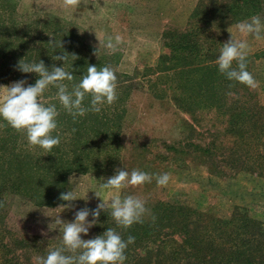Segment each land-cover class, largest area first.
<instances>
[{"label": "trees", "instance_id": "obj_1", "mask_svg": "<svg viewBox=\"0 0 264 264\" xmlns=\"http://www.w3.org/2000/svg\"><path fill=\"white\" fill-rule=\"evenodd\" d=\"M17 5V0H0V84L21 79L27 81L26 87L35 83L38 74L18 70L21 59L29 63L43 60L49 69L55 65L72 71L74 80L64 81L69 90L86 75L88 65H110L114 69L105 54L96 53L95 47L85 42L73 23L46 13L21 14ZM254 15L264 17V0H198L184 27L167 26L161 31L162 51L154 64L140 73L149 91L155 98L167 96L187 114L193 126L200 125L201 111L219 117L213 137L203 146L191 141L181 146V142L156 144L152 158L163 162V167L169 161L167 157L186 156L189 152L202 158L209 174L222 175L226 167L234 172L264 175V104L255 100L247 85L229 80L219 71L216 61L222 43L214 34L225 25ZM49 40L62 41L63 49ZM64 53L69 56L66 64L53 59ZM71 54L78 59L72 62ZM121 75L118 87L126 88L131 79ZM118 87L116 102L103 105L100 113L77 117L74 122L55 98L57 89L49 86L41 99L56 105L60 114L52 135L61 138L60 145L49 154L30 145L26 133L17 132L0 117V201L4 202L0 208V264H38L50 249L62 246L61 239L21 237L7 228L6 196L16 195L34 205L53 207L64 202L59 197L65 193L69 174L109 173L121 161L125 151L121 131L128 123L124 98L128 94L122 95ZM90 101L87 95L84 106L89 107ZM188 146L192 149L187 150ZM162 169L158 166L156 171ZM146 208L143 223L129 228L116 224L110 208L101 210L99 221L81 237L94 238L107 228H114L124 240L134 236L124 264H264V221L237 207L227 216H220L176 199H155L146 202ZM88 219L93 217L89 215Z\"/></svg>", "mask_w": 264, "mask_h": 264}, {"label": "rangeland", "instance_id": "obj_2", "mask_svg": "<svg viewBox=\"0 0 264 264\" xmlns=\"http://www.w3.org/2000/svg\"><path fill=\"white\" fill-rule=\"evenodd\" d=\"M198 0H81L78 8H67L63 0H17V10L21 14H51L77 26L76 31L84 37L86 43L95 47L96 52L105 54L106 60L113 63L115 72L127 74L131 81L126 88L118 87L127 102V122L121 131L125 151L121 161L109 173L85 172L71 173L66 178L65 193L74 191L78 198L71 203V209L64 208L69 202L47 207L34 205L16 195L6 196L5 224L17 236L38 235L48 241L62 240L63 226L55 223L59 216L65 222L75 219V212L84 207H97L102 202L110 201L113 195L122 198L134 195L145 202L155 199H176L199 210L209 211L220 216H227L234 207L240 212L264 221V175L246 171H230L223 167L222 175L209 174L202 158L194 154L167 157L168 163L152 158L155 145L160 141L167 143L181 142L180 146L191 141L203 146L213 137L214 127L219 122L212 113H199L200 125L193 126L187 114L172 104L168 97L155 98L147 88L145 79H141L143 68L154 64L160 46V33L167 26L182 28L187 15ZM258 16L264 25V17ZM253 16L231 23L214 31L225 43L231 33L237 39H244L250 46L247 70L253 74L258 87L250 88L255 100L264 104V32L262 38L243 35L237 25L250 21ZM230 32H229V31ZM120 35L123 42L117 45L114 53L105 47L108 37ZM223 46V45H222ZM255 54V55H254ZM125 78V77H124ZM18 80L0 84V96L5 89ZM26 87V84H25ZM110 106L109 108H113ZM214 122V124H212ZM198 123V122H197ZM220 125H218V128ZM179 147V146H178ZM191 150L192 147H185ZM196 152V151H194ZM197 153V152H196ZM177 159L172 160L174 157ZM185 158V159H180ZM182 160V161H181ZM159 166V172L156 168ZM126 168L152 174L168 173L166 186H159L155 177L151 183L140 186L128 185L122 189H103L102 182L113 176L116 169ZM71 178V179H70ZM101 178H104L103 181ZM98 193L102 198L96 196Z\"/></svg>", "mask_w": 264, "mask_h": 264}, {"label": "clouds", "instance_id": "obj_3", "mask_svg": "<svg viewBox=\"0 0 264 264\" xmlns=\"http://www.w3.org/2000/svg\"><path fill=\"white\" fill-rule=\"evenodd\" d=\"M80 3L81 0H63V5L67 8H78ZM237 28L241 34L253 35L256 39H261V33L264 32V25L258 16H253L250 21L239 23ZM230 33L231 36L227 42L222 44L216 61L219 71L227 79L254 89L258 87V81L247 70L250 46L246 40L237 39L232 32ZM49 42L53 43L54 47L63 49L62 41L57 43L55 40H49ZM122 42L123 38L120 35H116L114 39L108 37L105 47L114 53L117 45ZM65 53L53 56V59L63 60L66 64L69 56ZM76 59H78L77 55L71 54L72 62ZM234 62L236 67H233ZM17 67L23 73L38 74L39 78L34 84H28L27 87H25L27 83L25 79L3 86L5 91L0 96V117L17 132L26 133L29 144L39 146L45 154L51 153L52 149L61 143L58 134L52 135L58 128L57 117L60 113L55 104L41 99L49 86H54L57 89L55 98L59 100L63 109L73 117L74 122L77 117H83L88 112L100 113L103 105H111L118 99L117 75L110 65L100 68L97 65H88L86 75H83L78 83L73 84L71 90L64 81H73L74 75L64 66L53 65L49 69L43 60L29 63L21 59ZM87 95L91 96L89 107H85L83 103ZM2 126L0 125V127ZM154 177L159 186H166L170 179L168 173L152 174L140 169H133L129 172L124 167L116 169L115 174L107 178L106 182H102L101 187L105 190H119L128 185L140 186L151 183ZM103 179L101 178L102 181ZM95 194L102 198L98 193ZM59 198L69 202L64 205V208L69 209L74 207L72 201L78 198L87 200L72 190L61 193ZM2 207H4V202L0 201V208ZM109 208L116 224L124 228H129L134 223H143V216L148 211L143 199L134 195H126L122 198L116 194L110 201H105L102 198V202L95 209L88 207L79 209L75 212V219L72 222H65L58 216L55 223L58 226H63L62 246L50 249L46 257L39 258L38 264H124L127 259L126 249L129 244L135 242L134 236L129 235L127 240H124L114 228H107L106 231L94 238L83 239L81 237V234L87 235L89 229L99 221L101 210L106 212ZM89 215L93 217L92 220L88 219ZM66 252L72 254L66 255Z\"/></svg>", "mask_w": 264, "mask_h": 264}]
</instances>
